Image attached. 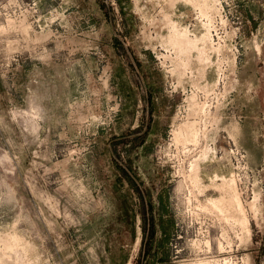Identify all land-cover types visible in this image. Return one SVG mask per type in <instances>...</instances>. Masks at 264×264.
<instances>
[{"label": "rangeland", "instance_id": "rangeland-1", "mask_svg": "<svg viewBox=\"0 0 264 264\" xmlns=\"http://www.w3.org/2000/svg\"><path fill=\"white\" fill-rule=\"evenodd\" d=\"M0 264H264V0H0Z\"/></svg>", "mask_w": 264, "mask_h": 264}, {"label": "bare ground", "instance_id": "bare-ground-1", "mask_svg": "<svg viewBox=\"0 0 264 264\" xmlns=\"http://www.w3.org/2000/svg\"><path fill=\"white\" fill-rule=\"evenodd\" d=\"M214 11V10H213ZM200 16H202L201 17V21H203V23L202 24H204V27H205V31L207 30V26H205V23H206V21H207V19L204 17V15H200ZM212 20V19H211ZM209 28V35H208V37H209V39H210V27H208ZM207 110H208V108H207ZM208 112H211V111H209L208 110ZM204 114V113H203ZM205 114H206V112H205ZM204 129V128H203ZM202 129V130H203ZM201 130V129H200ZM197 132V131H196ZM174 133V132H173ZM175 133L177 134V132L175 131ZM199 135V134H198ZM204 135V134H203ZM175 136H177V135H175ZM193 137V140H194V142H195V144L197 143V141H198V137H197V133L194 135V136H192ZM200 140H201V138H200ZM193 142V143H194ZM193 146H195V145H193ZM191 150V149H190ZM200 151H199V154H198V157L197 158H195L194 159V162L196 163V162H199V165L197 164V166H196V164H192L191 163V169H190V173H192V172H195V171H198L199 169H200V163H201V160H203V159H205V158H208V155H209V153H213V155L215 154V148H211L210 146H205L204 148H202V149H199ZM186 151H188V150H186ZM196 155V154H195ZM193 157V156H192ZM190 159V158H189ZM191 161V160H190ZM206 162V161H205ZM188 166V165H187ZM189 172V171H188ZM187 174V173H186ZM214 174V173H213ZM195 176V175H194ZM193 178V177H192ZM217 180H220L221 181V183H219V184H217L216 183V181ZM212 182H213V185H215L217 188H219L220 190H221V195H222V198L221 199H218V201L220 202V201H222V202H229V200L232 202V200L235 202V205L237 206V210H238V215L240 216V214L242 215L243 214V208L244 207H242V203L240 202V199H239V196H238V193H237V191H236V189H235V187H234V176L233 175H231L229 178H226L225 176H221V177H219V174H217V173H215L214 174V176L212 177V180H211ZM194 183V182H193ZM199 185V175L197 174L196 176H195V185ZM220 195V196H221ZM254 202V201H253ZM252 202V207H254V205L256 204H254ZM211 204L216 208V209H219L218 208V204L216 203V201H214L213 203L211 202ZM221 212V211H220ZM221 215V214H220ZM238 216V217H239ZM243 216V215H242ZM236 220H237V218H236ZM243 220V219H242ZM235 221V220H234ZM244 221V220H243ZM242 222V221H241ZM248 222V221H247Z\"/></svg>", "mask_w": 264, "mask_h": 264}, {"label": "crops", "instance_id": "crops-1", "mask_svg": "<svg viewBox=\"0 0 264 264\" xmlns=\"http://www.w3.org/2000/svg\"><path fill=\"white\" fill-rule=\"evenodd\" d=\"M241 112V111H240ZM239 111H238V113H240ZM242 113V112H241ZM241 115H239V117H240ZM239 124V123H238ZM241 125L239 124V127H238V134L241 132V127H240Z\"/></svg>", "mask_w": 264, "mask_h": 264}, {"label": "built area", "instance_id": "built-area-1", "mask_svg": "<svg viewBox=\"0 0 264 264\" xmlns=\"http://www.w3.org/2000/svg\"><path fill=\"white\" fill-rule=\"evenodd\" d=\"M240 156L242 157L243 155H242V154H240Z\"/></svg>", "mask_w": 264, "mask_h": 264}]
</instances>
